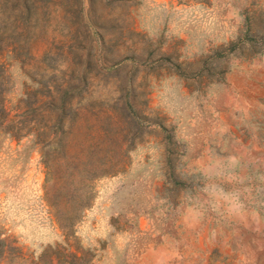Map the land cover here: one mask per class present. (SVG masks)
<instances>
[{
  "label": "rangeland",
  "instance_id": "obj_1",
  "mask_svg": "<svg viewBox=\"0 0 264 264\" xmlns=\"http://www.w3.org/2000/svg\"><path fill=\"white\" fill-rule=\"evenodd\" d=\"M0 264H264V0H0Z\"/></svg>",
  "mask_w": 264,
  "mask_h": 264
},
{
  "label": "trees",
  "instance_id": "obj_2",
  "mask_svg": "<svg viewBox=\"0 0 264 264\" xmlns=\"http://www.w3.org/2000/svg\"><path fill=\"white\" fill-rule=\"evenodd\" d=\"M1 93L2 92H0V116H2L3 114H5V109H4V105H3V103H2V96H1Z\"/></svg>",
  "mask_w": 264,
  "mask_h": 264
}]
</instances>
